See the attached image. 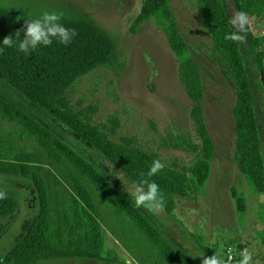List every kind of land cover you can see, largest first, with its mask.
I'll use <instances>...</instances> for the list:
<instances>
[{"label":"trees","instance_id":"obj_1","mask_svg":"<svg viewBox=\"0 0 264 264\" xmlns=\"http://www.w3.org/2000/svg\"><path fill=\"white\" fill-rule=\"evenodd\" d=\"M232 1L237 11H243L240 0ZM257 1L264 11V0ZM170 2L143 0L130 30L135 32L140 24L153 20L177 59L180 82L192 102L190 117L197 140L178 130L170 136L168 145L194 154L187 166L164 163L158 153L138 146L132 137L113 140L103 123L92 121L94 106L79 111L70 106L66 93L76 80L98 67L115 68L116 65L117 38L92 19L71 10L57 11L62 13L61 22L78 33L71 44L64 46L54 40L52 45L40 47L29 55L16 48H5L0 53V79L27 102H15L0 95V118L15 124L14 138L0 140V173L30 179L38 195L37 215L13 248L0 258V264H34L39 259L60 258L112 262L113 256L104 255V223L138 264H191L187 252L175 246L120 188L30 112L33 109L53 116L136 184L141 179L140 173L147 174L152 162L160 160L166 167L150 179L167 198L164 211L172 214L177 204L175 197L189 196L204 187L216 147L201 104L204 90L200 67ZM195 2L199 19L213 41L214 60L236 91L232 106L234 159L250 188L264 194L261 131L243 45L226 39L235 29L229 23L231 16L222 0ZM43 11H25L0 1V41L21 29L23 20L35 18ZM246 29L255 70L264 73V34L255 35L248 24ZM0 47H4L2 42ZM0 190L7 193V198L0 200V219H5L15 213L18 201L11 191ZM230 194L239 218H243L247 210L244 192L233 185ZM103 209H107L109 220L106 222ZM3 232L4 226L0 225V237ZM261 239L264 244V234ZM238 261L232 260L230 264Z\"/></svg>","mask_w":264,"mask_h":264},{"label":"rangeland","instance_id":"obj_2","mask_svg":"<svg viewBox=\"0 0 264 264\" xmlns=\"http://www.w3.org/2000/svg\"><path fill=\"white\" fill-rule=\"evenodd\" d=\"M25 11L71 10L84 15L117 38L115 68L98 67L76 80L67 91L70 106L76 110L94 106V123H103L110 137L119 141L132 137L145 150L159 154L170 165L187 166L194 154L168 145L171 135L182 130L197 140L186 95L178 74V63L165 35L153 20L130 30L143 0H0ZM230 16L236 12L232 0H222ZM248 14V25L257 36L264 34V11L257 0H240ZM173 11L190 52L200 67L204 98L202 107L209 133L216 147L210 174L204 187L186 197H175L172 214L149 213V218L172 243L185 250L191 264H201L202 257L217 255L225 264L240 260L241 252L252 253L251 264H264V194L255 193L240 173L235 154V124L232 106L236 91L214 60L213 41L198 16L195 0H171ZM250 70L254 106L260 126L264 156V73H258L252 50L242 42ZM0 95L27 104L24 98L0 79ZM36 118L68 145L90 160L132 201L136 183L118 166L91 145L71 133L53 116L31 109ZM15 124L0 118V140L14 138ZM17 139V138H16ZM15 139V140H16ZM244 192L247 210L239 218L231 198V186ZM0 188L15 194V213L0 219L4 232L0 237V258L9 252L38 213V195L30 181L21 175L0 173ZM107 207V206H105ZM103 209L105 222L109 220ZM104 255L112 262L77 258L39 259L34 264H138L113 237L104 223ZM130 241V239H128ZM134 247V245H133Z\"/></svg>","mask_w":264,"mask_h":264},{"label":"clouds","instance_id":"obj_3","mask_svg":"<svg viewBox=\"0 0 264 264\" xmlns=\"http://www.w3.org/2000/svg\"><path fill=\"white\" fill-rule=\"evenodd\" d=\"M62 13L57 11L44 10L39 16L30 20H23L24 25L16 30L12 35L3 38L0 53L5 48H16L25 55H29L40 47H48L53 41L68 46L78 35L75 29L66 27L62 21ZM16 20H20L16 17ZM248 14L245 11H236L229 18V23L235 29V33L226 36L236 42H244L246 39V26L248 24ZM13 36L15 38H13ZM166 165L160 160H154L149 167L147 174L141 172V179L135 185L131 196L137 207H142L149 213H161L167 206V198L161 192L159 185L150 178L162 172ZM7 193L0 190V200L6 199ZM241 259L237 264H251L252 253L247 249L241 252ZM201 264H225L222 257L211 255L202 257Z\"/></svg>","mask_w":264,"mask_h":264}]
</instances>
